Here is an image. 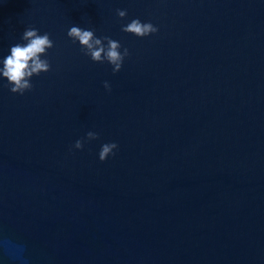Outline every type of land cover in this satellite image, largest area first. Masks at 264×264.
<instances>
[{"label": "water", "instance_id": "1", "mask_svg": "<svg viewBox=\"0 0 264 264\" xmlns=\"http://www.w3.org/2000/svg\"><path fill=\"white\" fill-rule=\"evenodd\" d=\"M30 27L54 47L23 95L0 77V264H264V0H0V60Z\"/></svg>", "mask_w": 264, "mask_h": 264}, {"label": "clouds", "instance_id": "2", "mask_svg": "<svg viewBox=\"0 0 264 264\" xmlns=\"http://www.w3.org/2000/svg\"><path fill=\"white\" fill-rule=\"evenodd\" d=\"M117 16L123 20L127 16V10L117 9ZM121 31L133 34L137 37H147L158 31L152 23H142L140 19H132L123 25ZM67 36L75 43L79 42L84 54L89 56L93 62L112 65L113 74L118 73L125 57L129 55L127 48L120 51L121 44L108 36L97 37L93 30L84 29L79 26H71ZM24 43H16L10 46L9 54L0 60V77L7 80L10 92L23 95L33 88L31 78L39 76L51 70V64L46 57L48 50L54 47V42L48 33L40 34L36 28H26L21 36ZM106 41V43H105ZM104 88L111 91L108 81L104 82ZM99 138V134L93 131L86 133V140L92 141ZM75 149L84 147V139L76 140ZM118 148L116 143H105L101 146L99 160L105 161L114 150Z\"/></svg>", "mask_w": 264, "mask_h": 264}]
</instances>
